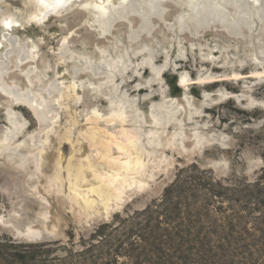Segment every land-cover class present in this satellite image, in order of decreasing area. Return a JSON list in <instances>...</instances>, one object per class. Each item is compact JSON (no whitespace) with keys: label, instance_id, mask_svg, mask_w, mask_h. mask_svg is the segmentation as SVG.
Wrapping results in <instances>:
<instances>
[{"label":"rangeland","instance_id":"1","mask_svg":"<svg viewBox=\"0 0 264 264\" xmlns=\"http://www.w3.org/2000/svg\"><path fill=\"white\" fill-rule=\"evenodd\" d=\"M88 1L40 22L35 0H0V24H18L4 80L17 96L0 94V141L22 127L0 157V246L46 245L52 259L82 250L99 226L143 209L192 165L225 187L259 182L248 207L215 198L210 228L214 237L264 239V77L255 76L264 75V23L240 39L220 25L178 31L167 2L171 30L154 20L147 35L133 19V30L121 22L100 34L80 8ZM182 75L217 82L181 86ZM25 102L48 112L45 130Z\"/></svg>","mask_w":264,"mask_h":264},{"label":"trees","instance_id":"2","mask_svg":"<svg viewBox=\"0 0 264 264\" xmlns=\"http://www.w3.org/2000/svg\"><path fill=\"white\" fill-rule=\"evenodd\" d=\"M208 174L196 165L179 170L161 197L141 210L117 216L114 222L99 226L89 242H84L82 250L52 259L46 245L25 246L8 240L0 246V261L3 264H256V256L264 258V239L214 237L210 228L214 215L210 207L215 198L248 207L258 201L259 182L245 181L229 188ZM237 194L239 199L227 198ZM219 213L222 214L220 208ZM235 217L242 219L238 214Z\"/></svg>","mask_w":264,"mask_h":264},{"label":"bare ground","instance_id":"3","mask_svg":"<svg viewBox=\"0 0 264 264\" xmlns=\"http://www.w3.org/2000/svg\"><path fill=\"white\" fill-rule=\"evenodd\" d=\"M35 1L43 15L40 19V22H42L59 9H63L75 0ZM167 2L174 4L178 10L177 13L171 16L176 22L178 31L188 29L195 30L196 32H207L214 29L217 25H220V28L226 31V35L228 34L234 39H240L241 34L245 31L250 35L253 33L256 22L261 24L264 23V0H90L84 5V7L80 6V8L81 10H85L91 16L93 26L100 32V34L105 32L106 29H108V26H113L114 24L121 22L127 24L130 30H133V19H136L138 20V25H141L139 27H142L143 32H147L148 35L153 31L154 24L152 22L154 20L159 21L169 30L174 28L173 25L172 28L169 24H167L168 11L164 8V4ZM227 10H232V13H229ZM6 22H10L11 26H6ZM1 25H3L4 33L2 34L0 40V94L5 97H11V95L15 94V91H13L14 89L12 86L6 88L4 80L8 74L7 71L10 69L8 65L9 62L7 64L10 47H14L15 49L17 40L16 38L13 39L8 32L16 28L18 24L11 17H4ZM255 76L257 78L264 77V75L260 73H256ZM214 78L201 77L190 82L185 75H182L180 78V85L187 86L190 83L202 85L204 83L212 84L217 82ZM97 89L98 87L96 86L90 90L91 92H94ZM12 97L15 98V96ZM20 105L27 108L34 115L35 119L40 122L42 128L44 127L46 129L44 122L47 120L46 113L48 112H44L41 104L25 102ZM6 116L9 119V122L14 124L11 120V112H7ZM9 127L11 128L6 129L4 140L0 141V157L9 152V148L16 143V138L21 133L22 127L17 128V131L16 129L13 130L12 126ZM44 130H42V132ZM120 155L125 156V159L123 158L124 164L130 163L131 156L128 153H121ZM118 159H120V157ZM102 180L106 184L111 181L109 178H103ZM142 187V184L138 186L139 189ZM117 191L123 193L124 189L117 187ZM79 195L83 196V199L88 202V192L86 193L81 191L79 192ZM112 200L113 202L118 203V205L121 203L118 201V198L113 197ZM40 236L41 234L36 236V238Z\"/></svg>","mask_w":264,"mask_h":264},{"label":"snow or ice","instance_id":"4","mask_svg":"<svg viewBox=\"0 0 264 264\" xmlns=\"http://www.w3.org/2000/svg\"><path fill=\"white\" fill-rule=\"evenodd\" d=\"M6 26L10 27L11 26L10 22H6Z\"/></svg>","mask_w":264,"mask_h":264},{"label":"water","instance_id":"5","mask_svg":"<svg viewBox=\"0 0 264 264\" xmlns=\"http://www.w3.org/2000/svg\"><path fill=\"white\" fill-rule=\"evenodd\" d=\"M0 27H3V26L0 24ZM41 238H42V236L38 237L37 239H41Z\"/></svg>","mask_w":264,"mask_h":264}]
</instances>
